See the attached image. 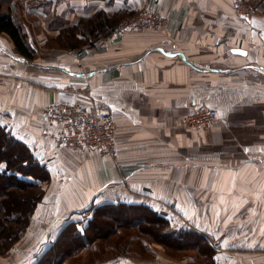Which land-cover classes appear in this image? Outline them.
Wrapping results in <instances>:
<instances>
[{
  "label": "crops",
  "instance_id": "obj_1",
  "mask_svg": "<svg viewBox=\"0 0 264 264\" xmlns=\"http://www.w3.org/2000/svg\"><path fill=\"white\" fill-rule=\"evenodd\" d=\"M248 1L258 15H238L233 0H48L44 4L68 20L71 14L104 10L113 16L152 8L167 21L160 30L128 31L82 50L39 49L45 54L38 60L19 55L12 38L0 32V122L27 141L49 170L51 190L36 213L40 226L49 223L52 237L74 221L68 220L73 210L93 203L87 215L118 200H185L206 193L213 197L218 261L264 264V127L243 128L240 120L252 110L248 98L256 93L249 88L264 81L254 71L264 67V0ZM36 3L38 17H45ZM11 8L14 16L16 4ZM71 81L89 86L86 96L63 92ZM214 88L229 89L223 96ZM239 91H245L241 102ZM75 99L110 109L117 126L116 160L93 148L56 145V127L42 108ZM213 104L225 116L210 132L182 127L192 108ZM102 197L107 200L100 203ZM130 258L114 264L134 263Z\"/></svg>",
  "mask_w": 264,
  "mask_h": 264
},
{
  "label": "rangeland",
  "instance_id": "obj_2",
  "mask_svg": "<svg viewBox=\"0 0 264 264\" xmlns=\"http://www.w3.org/2000/svg\"><path fill=\"white\" fill-rule=\"evenodd\" d=\"M36 1L37 0H9L8 2H6L5 0H0V3H2L3 11H11L12 4H16L14 17L16 21L20 23L24 28L25 26L27 27L28 32H30L28 33L30 34L29 36H33L32 38L36 43L37 50L42 49L46 52L51 51L52 53L60 51H69L70 48H65V44L67 43V41L61 40L62 43H59L58 40L54 39V37L56 38V35L61 26L72 24L75 22L77 23L82 16H73L71 14L69 15V17H72L70 20H68L67 18L65 19L64 15L59 16L57 15V13L54 12L55 8H52L47 3L44 4L45 2H48V0H38V3L42 5L41 7L43 13L45 12L46 15L45 17L42 16L40 18L38 17L39 9L36 10V8L38 7ZM143 9L145 8L135 10L137 11L136 14H138ZM234 10L235 13H237L235 5ZM134 15H127L123 18H130ZM37 19L40 21V26L35 25L37 22H35L34 20L37 21ZM103 38L98 39L94 46L100 45V41ZM42 50L41 52L38 51L36 53L34 59L36 58V60H38L41 57H44L43 55L45 54V52L43 51L42 53ZM258 68H260V70L254 71L260 76H255L258 77L255 79L264 80V67L261 68L258 66ZM87 87L90 90V87ZM239 88L241 89L243 87ZM227 89L229 88H214L213 92H221V94H223V92ZM249 90L256 94H254L253 97L248 98V104L253 105L248 108L252 110L248 112L247 117L240 119L242 121L241 125L244 126L243 128L264 127V119L260 120V118L264 116V107H262L264 106V81L261 83V85L253 86V88H249ZM238 94L239 102H241L242 96L245 95V91H239ZM223 96H226V93L223 94ZM213 108L217 110V117L208 132H210L213 127L217 125V122L220 118L224 119L225 116L224 109L221 110L220 107L214 104ZM251 116L260 118L256 119ZM182 121V127L187 129L182 124ZM0 124L10 128L12 131V127H9L8 125L2 122H0ZM199 131H201L202 133H207L202 130ZM1 139L4 145V150L0 149L1 156L4 159H9L11 158L9 157L11 153H6V149L9 147L6 135H3ZM19 139L28 144L27 141L21 138ZM28 145L31 147L30 144ZM12 154L14 155L15 153L12 152ZM17 156L19 157L18 153ZM118 157H116L115 160ZM3 162L0 161V169L5 166ZM47 170L48 169L44 167V172H42V170L40 169H38L37 171V173H39L43 177L42 179L38 178V181H36L43 188V197L41 198V200L38 201L37 205H35L29 223H27L26 221L24 225L22 224L24 230L21 233L20 237H18L10 245V248L6 250H3V246L1 245V241L4 240V236L6 234H4L3 230H1L2 228H0V264H114L117 263L120 258L126 257H131L130 259L133 260L132 262H134L131 263L130 261H127L128 264H224V262L220 263L218 261V240L214 239L215 234L213 233V197L209 198L208 195L206 196V193H204L203 197L201 198H188L185 200L159 198L156 199L153 197L146 198L143 196L141 197L143 199L135 198L140 202L150 204L159 211H165L164 214H167V216L172 221L173 228L182 227L195 230L196 233H193V235L188 234L182 237V242L176 241L178 242L176 245H174V243H170V245H164L157 241L155 238L153 239V237L148 234L149 232L143 231H151L152 229L150 227L143 228V230H140L138 226L134 225V220L137 215L146 216V213L145 215H142L143 212L137 213L135 217L132 216L134 212L138 211L134 209H129L126 213L124 211L122 213L121 211L122 214L127 215L128 217L125 225H117L116 227V225L113 226V223L112 226L111 224H109L106 228V224L108 222L107 221L106 224L102 225L104 229L99 230L94 225H91L90 229L85 230V227H82L84 226L82 221H84V223H87V219L90 216L87 215V212L95 207L94 203L88 206L86 209L84 208L79 211L73 210V212L69 214L68 220H74L71 222H75L77 224L80 223L79 226H75L74 223L68 222L66 225H64V227H62L63 229L59 231L57 237H55L56 234H54V237H52L51 234H49L50 232L48 231L49 223H46L45 225L42 224V226H40L41 216L38 217L36 213L37 209L39 210L38 207L42 203L45 195L49 192V190H51V183L47 181L49 180V170ZM13 182L14 180L12 179L4 180V183H7L8 186L11 188L14 186L13 184H15ZM0 183L3 184L2 180H0ZM53 185L54 183H52V186ZM203 185H205V182H203ZM1 198L2 197H0V201ZM105 200H107V197H102L98 199L100 203L104 202ZM119 201L121 200L115 202ZM26 208L33 209L31 203L30 205L27 204ZM10 213L11 212L6 213L4 211H1L0 225L1 223H3V220L6 219V216L10 215ZM16 214L19 215L18 213ZM99 216L102 215H97L96 219L99 218ZM111 216L112 217L109 218V221H111L110 219L115 217L114 215ZM18 217L19 223H17V226H19V224L21 225V223L26 220L24 218L25 213L19 215ZM96 219L95 221L93 220L95 223ZM85 231L87 232L83 238L81 234H83ZM197 232L201 234L198 235ZM156 235L158 236V238H162L161 240H165L167 238L165 235H162L161 237L158 234ZM204 239H206L210 243V245L203 243ZM43 241H46V244L40 246V243H42ZM38 247L41 248V251H39L38 254H35L34 250ZM222 254H224V251H221V255ZM27 256L31 257L26 258ZM25 259L27 260L24 261Z\"/></svg>",
  "mask_w": 264,
  "mask_h": 264
},
{
  "label": "trees",
  "instance_id": "obj_3",
  "mask_svg": "<svg viewBox=\"0 0 264 264\" xmlns=\"http://www.w3.org/2000/svg\"><path fill=\"white\" fill-rule=\"evenodd\" d=\"M5 1L8 2L9 0ZM0 10V32H5L12 38L15 44V51L19 55L29 61L32 60L39 51L37 50L35 42L29 38V34L26 29L16 21L10 11L2 10V3H0ZM136 12L137 11L135 10L126 13L117 12L113 16H109L104 10H99L90 16H82L77 23L75 22L61 26L56 38L54 37V39L58 40L59 43H62L61 40L67 41L65 48L78 50H82L87 47L90 48L95 45L98 39L108 35L120 23V21L124 19L123 17L127 15H134ZM3 135H6V139L8 140L7 143L9 147L6 149V153H11L9 156L11 158L4 159L2 158L0 152V161H5L3 162L5 166L0 169V180L3 182V184L0 183V197H2L0 201V213L1 211L6 213L11 212L10 215L6 216V219H4L3 223L0 225V228H2L1 230H3L4 234H6L4 236V240L1 241L3 250H6L10 248V245L18 237H20L24 230V223H26V221L29 223L35 205H37L38 201L43 197V188L36 181H38V178H43L39 173H37V171L40 169L44 172V166L35 155L33 149L26 142L20 140L15 134H13L10 128L2 124H0V149L4 150V145L1 139ZM12 152L15 154L13 155ZM17 153L19 154V157L17 156ZM7 179L14 180L13 183L15 184H13L14 186L12 188L9 187L7 183H4V180ZM30 203L33 209L26 208V205H30ZM129 209L138 210L132 215L134 217L139 212H143L142 215H145L146 213V216L137 215L134 220V225L138 226L140 230L150 227L152 229L151 231H143L149 232L148 234L151 235L153 239L155 238L164 245H170V243H174V245H176L178 242L183 241L182 237L188 234L193 235V233H196L194 229L190 228H173L172 221L167 214L155 209L148 203H133L127 201L99 204L87 220L88 225L85 227V230L90 229L91 225H94L99 230L104 229L102 225L106 224L107 221L106 228L109 224L112 226L113 223V226L116 225V227L117 225H125L128 217L122 213L123 211L126 213ZM16 213L19 215L25 213L24 218L26 220L22 222L21 225L19 224V226H17V223H19V215ZM97 215L102 216H99V218L96 219ZM111 215H114L115 217L109 221V218L112 217ZM95 219L96 223L94 222ZM71 223H74L75 226H77V223ZM86 232L87 231L81 234L83 238ZM156 234L160 235V237L165 235L167 238L165 240H161L162 238H158ZM200 234L201 233H198V235ZM203 243L210 245L206 239L203 240Z\"/></svg>",
  "mask_w": 264,
  "mask_h": 264
},
{
  "label": "built area",
  "instance_id": "obj_4",
  "mask_svg": "<svg viewBox=\"0 0 264 264\" xmlns=\"http://www.w3.org/2000/svg\"><path fill=\"white\" fill-rule=\"evenodd\" d=\"M236 11L242 16H256L258 10L248 0H233ZM167 18L159 10L145 8L130 18H124L101 41L105 42L122 36L128 31L160 30ZM69 95H84L89 92L87 85L69 82L62 88ZM42 114L56 127L53 139L58 147L73 149L93 148L100 155L118 157L119 149L115 139L116 123L108 107L96 102L82 103L75 100H57L42 108ZM217 117L213 107L199 105L183 118L187 129L208 132Z\"/></svg>",
  "mask_w": 264,
  "mask_h": 264
},
{
  "label": "snow or ice",
  "instance_id": "obj_5",
  "mask_svg": "<svg viewBox=\"0 0 264 264\" xmlns=\"http://www.w3.org/2000/svg\"><path fill=\"white\" fill-rule=\"evenodd\" d=\"M241 54H243V55H247V53H241Z\"/></svg>",
  "mask_w": 264,
  "mask_h": 264
}]
</instances>
